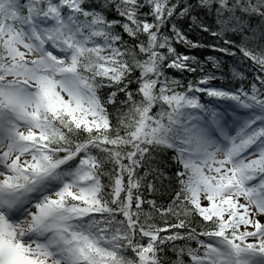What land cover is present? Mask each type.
Segmentation results:
<instances>
[{"label":"snow or ice","instance_id":"1","mask_svg":"<svg viewBox=\"0 0 264 264\" xmlns=\"http://www.w3.org/2000/svg\"><path fill=\"white\" fill-rule=\"evenodd\" d=\"M0 264H264V0H0Z\"/></svg>","mask_w":264,"mask_h":264}]
</instances>
